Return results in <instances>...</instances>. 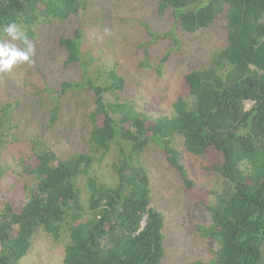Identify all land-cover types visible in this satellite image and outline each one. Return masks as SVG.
I'll return each mask as SVG.
<instances>
[{
	"label": "trees",
	"instance_id": "trees-1",
	"mask_svg": "<svg viewBox=\"0 0 264 264\" xmlns=\"http://www.w3.org/2000/svg\"><path fill=\"white\" fill-rule=\"evenodd\" d=\"M88 5L89 0H0V41L8 38L3 28L9 23L31 31L41 22L77 17ZM169 8L186 32L223 20L227 45L208 65L184 75L172 115L149 116L121 99L126 79L117 71L108 73L106 83L84 71L82 85L93 97L89 152L62 157L50 148L34 150L20 168L9 169L0 147V183L10 172L27 192L24 203L8 201L0 213V264H18L40 230L55 239L67 235L63 264H160L165 219L152 206L150 176L142 161L146 148L157 145L186 193L193 192L176 136L183 137L187 152L206 156L208 169L224 183L214 202L200 200L213 216L205 234L221 247L210 260L188 264H262L264 0L159 1L161 12ZM82 44L80 31L59 39L68 64H83ZM71 85L63 83L62 91ZM59 109V104L51 109V124ZM114 143L119 160L113 164L115 182L107 183L94 168ZM80 177L86 180L87 202Z\"/></svg>",
	"mask_w": 264,
	"mask_h": 264
},
{
	"label": "rangeland",
	"instance_id": "rangeland-1",
	"mask_svg": "<svg viewBox=\"0 0 264 264\" xmlns=\"http://www.w3.org/2000/svg\"><path fill=\"white\" fill-rule=\"evenodd\" d=\"M159 1L89 0L77 17L41 22L31 31L22 29L35 45L34 62L0 74V147L6 167L20 168L34 150L50 148L62 157L89 152L88 114L93 109V97L82 85L84 71L91 79L106 83L108 73L115 70L126 79L125 89L119 93L121 99L149 116L173 114L184 75L210 63L227 45V31L225 22L217 19L205 28L186 32L177 26L171 8L160 11ZM78 31L83 41V64L70 65L59 39L73 37ZM13 43L24 47L20 41ZM66 82L72 85L63 92ZM108 98L114 99L110 94ZM55 104L60 109L55 124H51ZM174 142L193 181V192L186 193L179 173L157 145L146 148L142 161L150 176L152 206L165 219V253L160 264L207 261L221 243L205 234L213 216L200 200L205 197L214 202L224 183L216 171L208 169L206 156L185 150L183 137L176 136ZM119 153L114 143L95 165L94 174L99 179L115 182L113 164L119 160ZM78 183L87 202L85 178L80 177ZM26 199L24 186L7 173L0 183V213L8 201L18 206ZM67 241L66 234L55 239L40 230L18 264H63Z\"/></svg>",
	"mask_w": 264,
	"mask_h": 264
},
{
	"label": "clouds",
	"instance_id": "clouds-1",
	"mask_svg": "<svg viewBox=\"0 0 264 264\" xmlns=\"http://www.w3.org/2000/svg\"><path fill=\"white\" fill-rule=\"evenodd\" d=\"M3 33L9 40L0 41V74H10L13 68L23 63L32 64L35 55V45L29 41L24 30L12 22L3 28ZM20 41L24 47L13 43Z\"/></svg>",
	"mask_w": 264,
	"mask_h": 264
}]
</instances>
